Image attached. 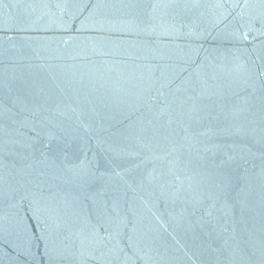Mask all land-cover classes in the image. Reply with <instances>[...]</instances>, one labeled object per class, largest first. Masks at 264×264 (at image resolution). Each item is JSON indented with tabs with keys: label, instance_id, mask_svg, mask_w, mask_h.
<instances>
[{
	"label": "water",
	"instance_id": "95a60500",
	"mask_svg": "<svg viewBox=\"0 0 264 264\" xmlns=\"http://www.w3.org/2000/svg\"><path fill=\"white\" fill-rule=\"evenodd\" d=\"M0 264H264V0H0Z\"/></svg>",
	"mask_w": 264,
	"mask_h": 264
},
{
	"label": "snow or ice",
	"instance_id": "6c2138e0",
	"mask_svg": "<svg viewBox=\"0 0 264 264\" xmlns=\"http://www.w3.org/2000/svg\"><path fill=\"white\" fill-rule=\"evenodd\" d=\"M242 39H247V37L246 36H244V37H241Z\"/></svg>",
	"mask_w": 264,
	"mask_h": 264
}]
</instances>
